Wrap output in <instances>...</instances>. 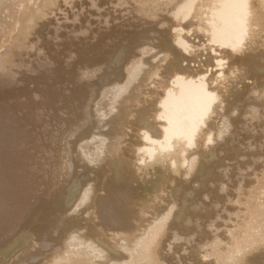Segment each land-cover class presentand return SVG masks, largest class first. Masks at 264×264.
Masks as SVG:
<instances>
[{"label":"bare ground","instance_id":"bare-ground-1","mask_svg":"<svg viewBox=\"0 0 264 264\" xmlns=\"http://www.w3.org/2000/svg\"><path fill=\"white\" fill-rule=\"evenodd\" d=\"M0 264H264V0H0Z\"/></svg>","mask_w":264,"mask_h":264}]
</instances>
